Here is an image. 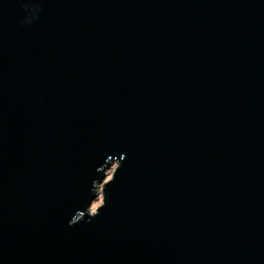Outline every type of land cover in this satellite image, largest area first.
<instances>
[{
    "label": "water",
    "instance_id": "obj_1",
    "mask_svg": "<svg viewBox=\"0 0 264 264\" xmlns=\"http://www.w3.org/2000/svg\"><path fill=\"white\" fill-rule=\"evenodd\" d=\"M0 264H264V0H0Z\"/></svg>",
    "mask_w": 264,
    "mask_h": 264
},
{
    "label": "rangeland",
    "instance_id": "obj_2",
    "mask_svg": "<svg viewBox=\"0 0 264 264\" xmlns=\"http://www.w3.org/2000/svg\"><path fill=\"white\" fill-rule=\"evenodd\" d=\"M111 172H112V168H110V169L105 171L107 177L103 181H106L107 179L110 178ZM101 186H102V183H100L98 185V195H97V198L91 204L90 212L94 211L96 209V207L101 204V199H102L101 192H100L101 191Z\"/></svg>",
    "mask_w": 264,
    "mask_h": 264
},
{
    "label": "bare ground",
    "instance_id": "obj_3",
    "mask_svg": "<svg viewBox=\"0 0 264 264\" xmlns=\"http://www.w3.org/2000/svg\"><path fill=\"white\" fill-rule=\"evenodd\" d=\"M111 174H112V172H111Z\"/></svg>",
    "mask_w": 264,
    "mask_h": 264
}]
</instances>
